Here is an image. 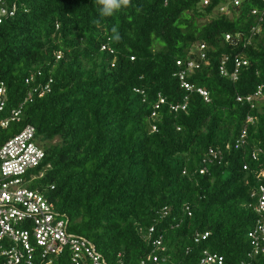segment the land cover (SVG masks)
<instances>
[{
	"label": "trees",
	"instance_id": "16d2710c",
	"mask_svg": "<svg viewBox=\"0 0 264 264\" xmlns=\"http://www.w3.org/2000/svg\"><path fill=\"white\" fill-rule=\"evenodd\" d=\"M9 2L18 6L0 25V86L9 108L52 81L49 93L33 95L11 132L36 129L52 164L37 184L55 187L49 196L69 231L88 238L111 263L139 264L154 255L144 236L155 227L166 250L151 264H198L205 250L225 264H264V256L251 255L248 237L258 220L253 195L264 181L258 177L264 171L263 2L130 0L112 16L101 14L97 0ZM202 45L206 60L188 74L195 87L189 92L177 61L187 62ZM225 57L230 72L234 58L247 61L237 81L221 75ZM260 87L253 108L237 101ZM159 95L166 103L152 116ZM186 98L185 111L171 109ZM248 116L255 121L246 145L236 149ZM211 149L222 158L204 165ZM199 233L210 236L197 244ZM0 264H6L1 253ZM53 264L72 263L63 255Z\"/></svg>",
	"mask_w": 264,
	"mask_h": 264
},
{
	"label": "built area",
	"instance_id": "2783aa9c",
	"mask_svg": "<svg viewBox=\"0 0 264 264\" xmlns=\"http://www.w3.org/2000/svg\"><path fill=\"white\" fill-rule=\"evenodd\" d=\"M243 0H231L235 6H239ZM264 4V0H261ZM209 0H203V5H208ZM18 10L15 2L0 0V25L9 17H14ZM228 11V7L220 8L221 13ZM257 11H253L256 14ZM264 16V9L262 10ZM229 36L227 39L229 40ZM101 50H109L103 46ZM206 48L200 46L197 54L192 55L187 62L177 61V66H185L178 73L181 85L189 92L195 90L193 84L187 81L188 74L195 69H199L201 64L198 61L206 60ZM60 58V55L57 56ZM229 58L225 57L219 67L222 76L229 77L232 81H237L239 69L247 65V61L234 58L233 71L230 72L226 66ZM34 81V76L26 79V84L30 85ZM50 80L44 86L33 87L28 91L23 101L17 106L9 108V96L6 87L0 86V253L6 260V264H35L36 260L40 264H53V258L66 255L72 264H123L122 262L111 263L96 246L86 237L74 234L69 231V223L65 214L60 213L49 194L54 190V186L41 189L38 182L44 179L45 175L51 171L52 164L47 162V154L39 144L36 137V129L27 125L17 132H11L14 124L22 122L24 107L31 102L33 95L39 93L42 97L49 93ZM41 88V91H40ZM204 97L206 102H210L209 93L199 88L196 90ZM262 93L260 87L255 95L246 97L238 96V102H246L254 107V99ZM166 103L165 98L159 95V100L154 107L152 116L156 115V110ZM187 108V98L185 103L172 106L174 112L185 111ZM255 118L248 116L246 127L242 130L235 143V148L244 147L247 143L248 126L253 124ZM156 131V127L153 128ZM227 149L230 145H227ZM220 153V152H219ZM219 153L211 149L209 155L203 160V164L212 163L221 159ZM256 159L257 152H253ZM208 172L206 166L202 167L200 174ZM264 180V171L258 175ZM36 185V186H35ZM255 203L253 210L258 216V220L253 229L249 232V241L253 257L264 256V181L259 184L254 193ZM186 210L189 211L187 208ZM167 215L166 209L163 211ZM191 216V212H188ZM209 233L197 234L195 243L206 241ZM154 247V255L139 262V264L158 263L160 255L157 252H164L166 247L161 236H155V227H150L144 236ZM198 264H225L224 257L218 253H211L205 250Z\"/></svg>",
	"mask_w": 264,
	"mask_h": 264
},
{
	"label": "clouds",
	"instance_id": "9594fccd",
	"mask_svg": "<svg viewBox=\"0 0 264 264\" xmlns=\"http://www.w3.org/2000/svg\"><path fill=\"white\" fill-rule=\"evenodd\" d=\"M97 3L101 5V14L103 16H112L115 11L120 10L122 7H127L130 4V0H97ZM113 32L117 30L113 28ZM116 39H119V35H116Z\"/></svg>",
	"mask_w": 264,
	"mask_h": 264
}]
</instances>
